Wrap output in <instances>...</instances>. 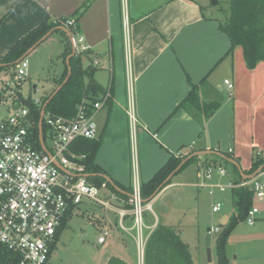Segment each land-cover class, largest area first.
Segmentation results:
<instances>
[{
  "label": "crops",
  "instance_id": "crops-1",
  "mask_svg": "<svg viewBox=\"0 0 264 264\" xmlns=\"http://www.w3.org/2000/svg\"><path fill=\"white\" fill-rule=\"evenodd\" d=\"M69 18L76 20L90 48L84 53L89 65L95 57L112 59V101L95 117L98 136L105 130L96 164L107 176L133 189L135 178L146 184L172 154L191 150L229 153L250 175L255 152L264 153V61L248 69L241 46L229 55L232 42L220 29L219 19L207 15L195 0H0V59L43 22ZM62 43L65 51L66 42ZM96 74L99 85L110 86L111 76L97 79ZM61 77L47 83L40 99ZM193 85L200 86L198 101L221 104L206 120L194 108L179 109ZM131 98L137 119L134 125L128 114ZM199 161L198 169L219 165L227 171L225 177L205 181L210 183L208 188L226 182L228 176L230 182L238 181L217 160L204 157ZM187 169L164 190L184 185L202 188L198 176L188 174ZM256 203L261 212L255 225L239 221L234 234L238 241L228 239L237 246L238 259L233 264H264V202ZM121 204L116 202L117 207ZM233 204L237 208L234 190ZM229 221L226 215L221 219L222 224Z\"/></svg>",
  "mask_w": 264,
  "mask_h": 264
},
{
  "label": "built area",
  "instance_id": "built-area-1",
  "mask_svg": "<svg viewBox=\"0 0 264 264\" xmlns=\"http://www.w3.org/2000/svg\"><path fill=\"white\" fill-rule=\"evenodd\" d=\"M64 24L68 29L71 27L76 31L71 32L76 53H88L90 48L85 44V38L78 32L76 20L69 18ZM129 51L128 46L127 52ZM92 64L98 69L105 68V65L109 64L111 75L113 74L112 59L103 60L95 57ZM27 68L28 61L24 59L17 65L11 83L7 84L12 100L9 102L0 98V111L4 107L7 113L0 119V244L7 251L17 254L20 257V264H50L56 233L71 205L77 207L84 198H89L107 208L111 207L119 215L120 227L123 231L133 230L136 233L141 264V260L144 261L145 247L150 236L145 234L146 230L150 229L145 223V213L147 210L150 212L153 210L150 204L144 205L142 202L141 184L138 179L135 178L133 184V197L125 202L112 194L106 184L99 188L90 184L86 178L75 177L84 174V167L77 162L84 157L70 153V146L76 140L98 137L95 117L106 106L111 97L110 91L96 103L84 100L72 119L46 113L44 122L49 129L47 138L53 143L52 149H49L45 141L48 149L46 153L34 147L30 111L24 104L18 102L19 92L16 88L27 80ZM132 82L130 78V88ZM225 84L230 90L234 88L228 80ZM35 103L42 106L40 98ZM128 114L131 123L136 124L132 98ZM133 134L134 130L132 136ZM261 155L264 158L263 152ZM56 161L75 175L63 173L55 164ZM203 169H205L206 181H212L216 173L222 177L227 175L226 169L219 165H210ZM134 171L137 177L136 163H134ZM228 187L232 190L250 188L254 191L255 203L264 202V170L253 180L230 182ZM221 188L225 189V187ZM102 190L110 193L109 200L100 199ZM110 200L120 201L131 208L114 206ZM220 210L221 205L214 207V212ZM260 212V208L254 205L247 212L245 222L249 226L255 225ZM128 217H132L130 228L126 223ZM219 232V228L214 230V233ZM108 236L109 233L104 232L99 237L98 243L105 245Z\"/></svg>",
  "mask_w": 264,
  "mask_h": 264
},
{
  "label": "trees",
  "instance_id": "trees-1",
  "mask_svg": "<svg viewBox=\"0 0 264 264\" xmlns=\"http://www.w3.org/2000/svg\"><path fill=\"white\" fill-rule=\"evenodd\" d=\"M67 19H62L58 22H49V20L43 22L40 26L30 31L28 34L23 36L16 44L10 49V51L0 59V74L5 69H15L17 65L15 63L23 57V55L33 47L42 37H44L48 32L55 28L65 26L64 22ZM220 29L225 32L231 42L232 49L229 55H232L233 48L236 46H241L244 50V58L248 69H255L257 64L264 61V0H229V16L225 23H221ZM70 32H76L73 28H69ZM61 33L64 38L65 33L62 31H56ZM55 32V33H56ZM65 51L63 53L64 61L68 56L72 54V46L70 41L65 38ZM70 66L72 68V75L68 83L62 88V90L55 96V98L47 105L46 113L51 116L63 117L66 119H72L77 114L78 106L84 101H90L96 103L101 101L102 98L110 91L111 97L108 99L106 106L110 105L113 97V84H114V74L111 75V82L109 87H102L99 85L95 79L94 74L99 69L90 64L88 67L83 66L82 54L74 56L70 61ZM14 75V74H13ZM68 75V66L66 64V69L62 77L55 82V87L53 91L42 97V106H38L35 100L32 98H23L19 93V100L24 104L30 111V117L32 120V136L34 141V147L37 150H42L40 143V132H39V122L41 118L42 108L56 90L60 86ZM200 86H192V91L186 100L180 105L179 109H190L194 108L198 112L204 115L205 120L212 117L216 111L220 108V102L207 103L198 101L197 95L199 94ZM49 129L46 123L43 124V135L46 141L48 137ZM204 134H202L203 136ZM105 138V130L95 139H85L80 138L76 140L70 146V153L76 155L77 157H84L82 160H78V164L84 167V174L93 175L87 178V181L99 188L106 184L108 190L115 194L119 199L127 202L130 197L122 194L115 190L113 186L106 182V180L100 175H106L104 170L96 164V158L100 148L102 147ZM196 152V150L185 152H180L177 155H171L170 160L167 164L162 167L158 173L146 184L141 185V197L143 200H148L152 197L155 192L162 186L168 176L177 169V167L191 154ZM228 158H232L231 154L225 153ZM200 158L196 157L190 160L176 175H180L184 170H186L192 163H196ZM222 162L231 165L236 173V178L240 182L242 177L238 169L230 164L229 162L218 158ZM264 165V158L261 152H255L253 167L249 174H253L261 166ZM174 177V178H175ZM173 178V179H174ZM173 179L165 186L168 187L172 184ZM116 186L121 188L125 192H130L132 194L133 189H126L116 181H114ZM163 188V190L165 189ZM162 190V191H163ZM161 191V192H162ZM234 196L238 208L239 216H237L233 222L229 225L225 234L218 238V256L220 264H229L228 260L224 256V248L228 243V238L233 232L235 227L238 225L239 221H244L249 209H251L255 204L254 191L250 188H242L234 190ZM146 205V204H144ZM125 208H131L126 204H121ZM76 206L71 205L65 219L63 220L61 226L58 228L56 233V243L52 246V251L59 240L61 232L67 227L69 221L73 217V212ZM145 214H149L146 212ZM126 223H132V217L126 219ZM127 223V224H128ZM145 264H194L193 257L190 252L188 244H186L177 233V231L171 227L158 224L157 228L150 235L144 254ZM0 264H20V257L17 254L7 251L0 244Z\"/></svg>",
  "mask_w": 264,
  "mask_h": 264
},
{
  "label": "rangeland",
  "instance_id": "rangeland-1",
  "mask_svg": "<svg viewBox=\"0 0 264 264\" xmlns=\"http://www.w3.org/2000/svg\"><path fill=\"white\" fill-rule=\"evenodd\" d=\"M195 1L204 6L207 15L219 19L221 23L226 22L229 16V0H216L218 2L216 5L213 4L214 0ZM61 40L65 42L63 35L59 32L54 33L26 58L28 61L27 80L16 88L23 98L38 100L44 93L47 83L64 74L67 63L63 58L64 45ZM82 59L84 66L88 67L89 62L84 53ZM13 74V68L5 69L0 74V98L9 102L12 97L7 90V84L13 80ZM110 76L109 64L105 65V68L99 67L96 74L97 79L98 77L108 79ZM34 86L38 87L37 93L34 92ZM6 114L3 107L0 111V119ZM46 144L49 149H52L53 143L49 138L46 139ZM205 158L217 160L228 169V174L236 175L234 168L219 160L218 157L207 156ZM203 159L204 157L200 161L202 162ZM203 168L198 169L194 162L187 169L188 174H192L193 177L198 176L202 188L184 185L166 189L160 192L161 195L152 202V210L160 224L175 229L181 239L188 244L194 264H209L207 238L208 230L212 229L210 246L212 264H220L217 240L225 234L234 215L238 216L239 213L238 208H235L233 204V190L228 187L231 180L229 176L225 179L226 182L217 187L208 188L210 183L205 182V169ZM214 176L215 180L219 174L216 173ZM221 187H225L224 191ZM109 196L108 191L102 190L100 199L109 200ZM110 203L116 205L113 200H110ZM218 205H221V210L214 212V207ZM254 205L260 206L259 203ZM146 212L149 214H145V223L150 229L146 230L145 234L151 235L159 223L155 226V215L152 217V212L149 210ZM224 215L230 219L226 224L221 223ZM127 225L131 227V223ZM215 228H219L220 232L214 233ZM106 231L109 233L107 243L100 245L98 239ZM236 233L238 230L235 228L230 234L231 237L228 238L229 242L238 241V235L234 237ZM135 236L136 233L133 230L123 231L121 229L119 215L111 207L107 208L97 201L84 198L83 202L74 209L73 217L67 227L61 232L52 252L50 264H108L114 257L123 259L128 264H140V251ZM141 264L145 262L141 260Z\"/></svg>",
  "mask_w": 264,
  "mask_h": 264
},
{
  "label": "water",
  "instance_id": "water-1",
  "mask_svg": "<svg viewBox=\"0 0 264 264\" xmlns=\"http://www.w3.org/2000/svg\"><path fill=\"white\" fill-rule=\"evenodd\" d=\"M218 2L216 0H214V5H216ZM56 31H62L64 32L69 41L72 44V54L70 56L67 57L66 59V63L68 66V75L66 77V79L64 80V82L57 87V89L52 93V95L50 96V98L48 99V101L46 102V104L44 105V107L42 108V112H41V118H40V122H39V132H40V143H41V148L44 152L48 153V149L47 146L45 144V140H44V135H43V124H44V118L46 115V109H47V105L55 98V96L62 90V88L68 83L71 75H72V68L70 66V61L71 59L76 55V50L73 46L72 43V34L70 32L69 29H67L66 27H59V28H55L53 30H51L50 32H48L44 37H42L33 47H31L24 55L21 59H19L15 65H18L22 60L26 59L31 53H33L43 42H45L52 34H54ZM34 88L36 89L37 86H34ZM207 156H216L222 160H225L227 162H229L230 164L234 165L239 173L241 174V177L243 180L245 181H250L255 179L263 170H264V165L261 166L257 171H255L253 174L247 175L245 174L240 165L238 164V162L232 158H228L225 154L221 153V152H217V151H199V152H195L193 154H191L190 156H188L178 167L176 170H174V172H172L168 178L165 180V182L162 184V186L155 192V194L150 197L148 200H142V202L144 204H150L157 196L158 194H160V192L163 190V188H165V186L175 177V175L193 158H201V157H207ZM55 164L58 166V168L66 174H71V175H75L70 173L68 170H66L65 167H63L59 162H55ZM93 175H89V174H83V175H75V177H83V178H89ZM101 177H103L107 183H109L111 186H113L115 188L116 191L125 194L127 196H129L130 198L133 197L132 194H128L127 192L123 191L121 188H119L118 186H116V184L114 183V181L107 175H100ZM209 235L207 238V253H208V261L209 264H212V251H211V242H212V237H211V232L212 229L208 230ZM224 256L226 257V259L228 260L229 264H233L237 262L238 259V255H237V246L235 244H226L225 248H224ZM108 264H128L126 261H124L123 259L120 258H112Z\"/></svg>",
  "mask_w": 264,
  "mask_h": 264
}]
</instances>
